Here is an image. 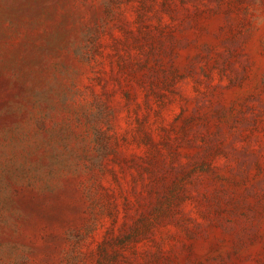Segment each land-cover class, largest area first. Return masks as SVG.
I'll list each match as a JSON object with an SVG mask.
<instances>
[{"label": "rangeland", "instance_id": "374dc122", "mask_svg": "<svg viewBox=\"0 0 264 264\" xmlns=\"http://www.w3.org/2000/svg\"><path fill=\"white\" fill-rule=\"evenodd\" d=\"M0 264H264V0H0Z\"/></svg>", "mask_w": 264, "mask_h": 264}]
</instances>
